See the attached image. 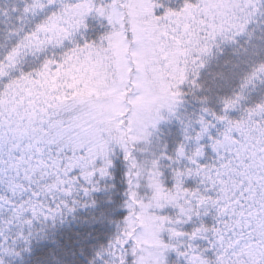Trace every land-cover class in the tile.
<instances>
[{
  "label": "snow or ice",
  "instance_id": "1",
  "mask_svg": "<svg viewBox=\"0 0 264 264\" xmlns=\"http://www.w3.org/2000/svg\"><path fill=\"white\" fill-rule=\"evenodd\" d=\"M0 264H264V0H0Z\"/></svg>",
  "mask_w": 264,
  "mask_h": 264
}]
</instances>
